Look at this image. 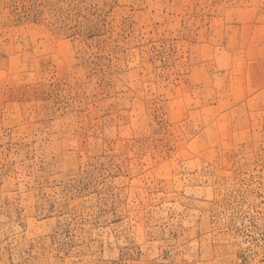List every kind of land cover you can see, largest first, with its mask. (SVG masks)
<instances>
[{
  "label": "rangeland",
  "instance_id": "1",
  "mask_svg": "<svg viewBox=\"0 0 264 264\" xmlns=\"http://www.w3.org/2000/svg\"><path fill=\"white\" fill-rule=\"evenodd\" d=\"M0 264H264V0H0Z\"/></svg>",
  "mask_w": 264,
  "mask_h": 264
}]
</instances>
